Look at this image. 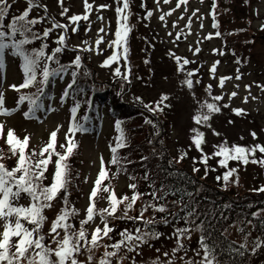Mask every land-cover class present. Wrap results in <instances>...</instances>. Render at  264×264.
<instances>
[{"label": "rangeland", "instance_id": "1", "mask_svg": "<svg viewBox=\"0 0 264 264\" xmlns=\"http://www.w3.org/2000/svg\"><path fill=\"white\" fill-rule=\"evenodd\" d=\"M215 1L216 8L213 9L212 0H188L187 5L182 4L180 8H176L178 0H170L168 4H165L164 0H159V4L157 0H129L130 8L126 10L131 13L128 20L131 27L127 38L128 58L125 60L121 56L118 62L107 67H102V64L114 51L108 43L115 39L119 19L116 9L123 7V0H88V3L92 5L91 10H87L89 19H81L75 23L70 21L69 17L83 16L86 13L85 0H63L62 6L60 0H32L34 6L29 15L43 18L39 22L42 31L51 29L46 37L50 51L60 46L57 44L59 36H65L61 51L63 63L70 62L71 64L75 57L79 56L82 64L77 69L82 74H87L85 77L87 81L109 84L121 94L126 102H138L140 108L145 109L141 120L138 121L141 127L135 128L139 130L141 140H150V138L170 140L169 154L174 159H178L182 153L186 152L187 155L182 159V165L190 171L194 168L199 169L193 172L200 177L202 183L213 184L223 190H226L224 188L228 191L232 189L233 193L241 191L247 199L246 192L253 194L252 189H256L260 184V188L263 186L264 165L251 161L264 159V153L257 149L254 157L249 156L247 164L238 160H230L228 168H235L237 172L230 178L226 187L222 177L228 168L222 167L219 164L221 158L212 156V153L217 150L216 146L225 144V142L228 147L240 145L252 148L255 145H264V0ZM8 2L11 4V12L14 13L24 12L29 7L28 0H8ZM100 5L108 7L101 8ZM65 8L68 9L67 13L61 15ZM171 9L175 11L165 16L164 21L160 20V16ZM149 10L152 11L151 17L147 16ZM194 11L195 15H192ZM181 16L183 19H180ZM189 17H191L190 28L187 27ZM53 21L67 25V31L53 27ZM216 21L220 24H216ZM214 24L216 27L213 26ZM217 26L223 35H216ZM74 28L75 31H73ZM101 28L104 29L103 32L99 31ZM98 36L104 37L99 46V54L95 46ZM85 41L88 42L87 45ZM89 45L92 46V51L85 50ZM196 48L200 49L198 53L195 52ZM120 51L122 52V48ZM175 57L181 58V64L184 58L190 63L183 65V69L180 70ZM5 61L6 69L0 67V95L3 96L5 108L18 109L11 115H0V125H3L2 134H0V152L4 155L5 166L12 169L17 163L16 155H13L11 146L6 143L7 132L10 129L14 130L15 136L20 139L25 136L29 137L26 154H30L33 150L39 153L49 143L51 133L58 127L56 150L64 151L60 145L66 148L69 136H72L77 144L69 161L72 171L79 177V185L73 192L61 191L52 201L53 206L45 208L43 213L46 219L40 229V234L44 235L45 244H50L55 248V244L51 243L48 236L52 221L64 207L66 196L67 207L69 209L74 207L77 210V214L70 216L69 219L75 224L74 229L79 230L80 221L86 217L90 193L101 170V157L107 172V178L102 182L101 188L109 187L118 198L123 196L131 198L134 192L140 193V190L131 189L129 185L134 183L124 174L113 178L115 169L112 170L113 164L110 161L115 124L108 116V111L105 113L103 111L94 122H91L87 131L69 133L73 120L70 112L71 102L69 98L61 99V90L69 80V71L65 76L61 74L55 76L52 96L44 99L43 104L37 107L39 113L36 116L32 114L30 118H26L24 113L29 110V105L26 103L18 105L20 92L11 87L12 85L19 86L24 80V74L19 67V59L11 54V49H8L5 53ZM217 61L219 63L216 64V71L212 73L210 69ZM117 68L121 73H127L129 68H133V75L129 77L130 83L115 75ZM197 69L198 71H195ZM189 72L194 73L191 77L193 81L191 89L184 83ZM221 77H231L225 80L222 88L219 86ZM208 85L212 86L210 93L207 89ZM232 92L237 94L231 96ZM162 95L168 96L164 104L169 106L164 107L163 112L153 114L145 105L155 107ZM214 96L223 98L220 101H213ZM245 97H247L246 102ZM205 101L216 103L220 111L212 113L207 124H198L194 117L198 112L207 113L206 107L203 109L200 107ZM234 109H242L243 112L237 114ZM165 122H169L166 133L163 129ZM193 129L204 133V143L201 147L203 153L210 157L206 166L201 162L202 153L193 143V137L196 135ZM253 132L256 134L255 139L251 135ZM164 134H169V137ZM45 156H47L46 153ZM56 158L53 156V161ZM206 167L207 175H205ZM53 174L54 164L50 163L47 171L49 183L52 181ZM218 176L221 177L220 180H217ZM236 176L239 177V185H236L238 184ZM108 195L109 193L103 191L98 194V204L103 209H108L110 206ZM27 198V194L23 193L12 203L29 206ZM255 213L264 214V208L256 210ZM11 219L14 224L15 217ZM25 222L21 220L25 227L29 229L33 227ZM165 222L159 218L153 225L154 228H158H155V231L160 233L158 238L150 239L132 252L122 245L119 250L121 254L109 258L111 264H133V262L135 264H157V261L159 264H168L169 261L172 264H189V262L203 264L204 249L201 246L199 229L189 227L187 228L189 231L181 235L177 229L183 228L174 227ZM5 223V219L0 218V233L4 231ZM108 225L114 228V231L108 236H102L103 239L98 241L100 243L92 248L91 264H99L106 250L114 251L111 245L121 239L119 233L122 230L127 229L135 234L137 228L142 229L140 224H129L117 218L113 222L108 220ZM96 227L101 229L104 227L99 214H96L93 221L85 225L89 241ZM58 231L62 237L63 231L60 229ZM227 234L233 240L242 245L246 244L251 249L259 240L250 221L245 220V217L235 222L227 230ZM15 240L14 237L13 243ZM81 243L83 244V241ZM178 243L183 246L178 248ZM173 249L178 250L173 253ZM81 252L83 254H78L77 259L83 264H88L87 253L83 248ZM119 257H124L123 261H120ZM215 264H218L216 259Z\"/></svg>", "mask_w": 264, "mask_h": 264}, {"label": "snow or ice", "instance_id": "2", "mask_svg": "<svg viewBox=\"0 0 264 264\" xmlns=\"http://www.w3.org/2000/svg\"><path fill=\"white\" fill-rule=\"evenodd\" d=\"M170 0H164L165 4H168ZM61 6L63 4V0H60ZM188 0H178L176 4V8H180L181 5H187ZM29 7L24 10V12L19 16H13L11 22L7 25V31L5 30V25L3 23L6 14L11 8V4L8 0H0V67L6 69V61H5V53L6 50L11 49V54L19 56L21 58V69L24 74L23 83L19 86L12 85L11 87L16 91H20V89H25L30 86H34L37 83V71L40 68V61L44 59L46 62L41 71L42 79L39 81L41 87L37 90V94L31 95H20L17 101V104H22L25 100L29 102V110L24 113L26 118H30L35 106L37 104V99L39 95L43 94L44 87L48 84L50 77L58 76L61 72H65V66L60 65L57 69L49 68L48 62L54 61V58L57 53H60L63 50V45L65 41V36H59L57 40V44L60 45L52 50L51 55H47L45 49L47 48V44H42L39 49H32L28 51L24 46L35 41L41 39V35L32 31V26L39 23L43 18H34L31 20H27L26 18L29 16V12L31 8L34 6L32 0H28ZM157 4H159V0H157ZM143 6V5H142ZM101 8L108 7L107 5H100ZM46 8V6H45ZM85 8L86 13L83 16L73 15L69 17V20L73 23L83 19L88 20L87 10H91L92 5L88 3V0H85ZM130 3L129 0H123V7H117L116 11L118 14V27L115 31V39L109 41L108 46L110 48H114L112 54L107 57L102 64V67H107L114 62H118L121 59V56L125 60H127L128 47H127V38L131 31V27L128 24L129 15L131 14L129 10ZM215 8V4H213V9ZM186 10V9H185ZM68 9H64L61 12V15H65ZM175 9H171L168 13H164L160 16V20L164 21L165 16L171 15ZM198 11V10H197ZM195 15V11L192 13ZM214 15V14H213ZM147 16H152V11L149 10L147 12ZM98 19H102V17H98ZM183 19V16L180 17ZM175 27V23L173 25ZM202 26V25H201ZM216 27V25H213ZM53 27H58L67 31V25L57 24L53 21ZM187 27H191V17H189V23ZM76 29L74 28L73 31ZM51 29H45L43 31V38L48 37ZM103 32L104 29L101 28L99 30ZM31 33V36L28 34ZM17 34L21 38H17ZM171 35V33H169ZM216 35H219L217 32ZM179 37H177L178 39ZM211 38V37H209ZM104 37L98 36L95 41V46L97 50V54H99V46L103 42ZM86 45L87 41L84 42ZM122 48V52L120 49ZM85 50L92 51V46L89 45ZM200 49L196 48L195 52H199ZM215 51V50H214ZM177 64L180 66V70L183 69V65L190 63V61L186 58L183 59V64L180 63L181 58L175 57ZM57 64H59L58 60H55ZM219 61L212 65L210 71L215 73L216 64ZM72 64L79 68L81 66V59L79 56H76ZM195 71H198L195 70ZM131 73V69H128L127 73H121L120 69L117 68L115 70V75L118 77H122L125 82L130 83L129 75ZM76 72L72 73L73 78L76 76ZM193 72L187 73L186 83L189 89L193 86V81L191 77L193 76ZM231 79V77H221L219 80V86L222 88L224 86L225 80ZM239 79V76H237ZM199 81H197L198 83ZM75 80L73 79V82ZM71 84H69L68 88H71ZM211 85L207 86V89L210 93ZM250 87V86H246ZM68 94L67 89L62 95L61 99L63 100ZM237 93L232 92L231 96H235ZM222 96H214L212 97L213 101H220ZM139 99V98H138ZM168 100L167 95H162L160 100L156 103L155 107L151 105H145L150 111L153 112H163L164 107H168L169 105L164 104L165 101ZM247 101V97H245V102ZM3 96L0 95V115H11L12 112L18 109H7L4 106ZM163 105V106H162ZM227 107V105H224ZM79 107V104L75 105L71 111L73 113V120L69 127V133L75 134L79 131H87L86 128H83L82 125H78L75 121V113ZM201 109L207 108L206 114H198L194 117L196 123H204L207 124L209 121L211 114L220 111V107L216 103H208L205 101L200 105ZM54 111V109H53ZM237 114L243 112L242 109H234ZM151 123V121H147ZM121 121H116V128L120 132V136L117 138L116 146L111 149L113 153V157L110 161L111 164H117L118 159L116 156L117 150L125 145V137L123 133V129L121 128ZM210 126V125H209ZM3 125H0V134H2ZM59 131V127L56 131L51 133L50 141L44 146L39 153L33 150L30 154H26V148L28 146L29 137L25 136L23 139H20L15 136L14 130H8L7 132V140L6 143L11 146V150L13 155L18 153V160L16 166L12 169H8L4 163L0 162V218L5 219L6 223L4 225V231L0 233V264H83L82 261L77 259L78 254H83L81 252L82 248L87 253V261L88 264H91L93 260L92 248L96 247L98 241L102 239V236H108L110 232L114 231V228L109 227L107 218L109 216H113L116 213L117 207L120 203L128 201L124 209V216L120 217L121 219H133V220H142L143 214L147 211L148 207H154L155 205H146L141 209L140 215L137 217H129L127 216L128 210L132 209L135 202L139 198V193L134 192L131 198L128 196H123L118 198L114 191H110L109 187L101 188L102 182L107 178V172L105 170L104 161L101 157V170L98 175V178L95 181V185L89 196V206L86 209V217L85 219L80 221L79 230H74V226L68 223V219L70 216L77 214V210L73 207L69 209L67 207V197L64 198V207L60 210L59 214L52 221L51 227L49 229L48 236L51 240L52 244H55V248L51 247L50 244H45L44 235L40 234V229L43 226V223L46 219L44 216V209L51 208L52 201L57 198V195L64 190L66 192L67 185V173H68V165L67 159L73 153V150L77 147V144L72 139V136L67 138V147L64 145H60L63 152L56 151V137L57 132ZM196 132V135L193 137V143L195 147L202 153L201 162L206 166L209 160L208 154L203 153V149L201 145L204 143V133L193 129ZM218 135V134H217ZM253 138L255 139V132L251 133ZM217 150L212 153V156L220 157L219 164L222 167L228 168V162L230 160H238L242 161L244 164L249 163V156L255 155L257 149L264 153V145H255L252 148H247L240 145H232L228 147L226 142L225 144H221L216 146ZM45 153L47 156H45ZM187 153H182L180 159H184ZM53 156L57 157L53 161ZM38 157V158H37ZM251 162L260 163L264 165V159L255 160L253 159ZM50 163L54 164V174L52 181L49 185L44 186L43 180L45 179V172L48 169V165ZM193 171H199V169L194 168ZM207 167L205 168V175H207ZM237 172L235 168H228L227 171L223 174V181L225 183V187L227 186L230 178L234 173ZM19 173V175H17ZM221 177H217V180H220ZM239 182V177L236 176V183ZM131 189H135L136 185H129ZM103 191L109 193L108 200L110 202V206L108 209L99 210V214L101 216V220L104 223V227L101 229L100 227H96L95 230L91 234V240L89 241L86 234L85 225L89 221H93L94 216L96 215L95 208V199L98 197V194ZM260 191H264V186L261 187ZM21 193H26L30 198L32 203L28 207L24 206H14L12 201L14 199L19 198ZM155 210L164 212V206H160ZM253 215H258L254 213ZM15 217L14 224L12 223V217ZM21 220L26 221L27 223L33 225L31 229L24 226L21 223ZM145 227L151 224L152 221H145ZM63 231V236L61 237L60 231ZM71 230V231H70ZM189 231L188 229H177V232L183 235L185 232ZM243 231V229H241ZM121 239L111 245L114 251H105L104 256L99 260V264H111V260L109 258L115 257L119 252L122 245L127 247L129 252L135 251L141 245L147 243L152 238H158L160 233L157 232H149L143 231L139 228L135 230V234L129 232L127 229L122 230L119 233ZM16 238L13 243V238ZM83 241V244L81 243ZM264 241H257L252 251L255 252L256 248L260 247ZM91 245V246H89ZM182 244L178 243V248L182 247ZM201 246L204 249V258L203 264H215V255L208 247L207 244L204 243L203 238H201ZM107 248V246H105ZM242 248H246L247 245H241ZM14 249V251H13ZM178 249H173V253ZM158 251V250H157ZM167 255V253H165ZM54 257V258H53ZM124 257H119L120 261H123ZM135 264V262H133ZM157 264L159 262L157 261ZM168 264H172L171 261ZM191 264V262H189Z\"/></svg>", "mask_w": 264, "mask_h": 264}, {"label": "trees", "instance_id": "3", "mask_svg": "<svg viewBox=\"0 0 264 264\" xmlns=\"http://www.w3.org/2000/svg\"><path fill=\"white\" fill-rule=\"evenodd\" d=\"M10 12L11 8L3 21L6 31L12 17L23 13L13 12L10 14ZM34 18L28 16L26 19ZM218 24L220 23L218 22ZM32 31L40 34L42 38L25 45L24 47L28 51L34 48L39 49L42 44H47L46 38L42 36L43 31L40 29L39 23L32 26ZM28 35L31 36V33ZM17 38H21L19 34H17ZM232 49L234 48L232 47ZM45 52L47 55H51L52 51L49 50V44H47ZM55 60H58L59 64L51 69H57L60 65L65 66L66 69L69 65H74L68 62L63 63L61 52L56 54L52 65L56 63ZM44 64L41 60L40 68L37 71V83L22 89L21 95L37 94V90L41 87L39 81L42 76L40 73ZM74 71L77 74L75 78L72 75L70 81L72 86L68 89L72 91L73 98L79 104L78 109L84 112L90 108L89 116H92L101 106H104L109 109L112 115L122 119L121 128L126 146L117 150L118 163L114 165L116 174L113 175V178L117 174H124L136 185L135 191L140 190L139 198L133 208L128 210L127 216L137 217L144 206L155 205V208H147L142 220L121 219L120 217L124 216V209L128 203L125 201L118 205L116 213L109 216L107 220L117 218L129 224H140L143 228L142 232H155L153 230L158 228H154L153 225L159 218L183 229L185 227H197L204 243L212 249L218 264H264V243L253 252L251 248H242L241 243L233 240L227 234V230L235 222L245 217V220L250 221L252 229L259 235L260 241H264V214L253 215L256 210L264 208V191H252L253 194H249L244 190L248 196L245 199L246 196L241 191L233 193L231 192L232 189L228 191L227 188L223 190L213 184L202 183L199 176L182 165V161L176 162L169 154L168 143L170 140H153L152 138L141 140L139 130L135 128L141 127L138 121L141 120L144 111L141 110L138 102H126L121 94L117 93L109 84L103 85L104 83L98 84L92 80L87 81L85 78L87 74H82L75 66L72 68V73ZM52 78H49V82L44 87L43 94L39 95L37 102L50 94L53 88ZM73 79L75 83H72ZM81 116L85 118L83 113ZM168 123L163 124L164 133L168 132ZM164 135L169 137V134ZM116 143L117 140L113 147L116 146ZM3 158L4 155L0 152V159ZM16 159L18 160L17 154ZM67 165L66 191L73 192L75 187L79 185V177L72 171L69 157ZM46 172L42 182L44 186L50 184ZM160 206H164V212L155 210ZM95 208L96 213L99 214V210L102 208L98 204V198L97 201L95 199ZM148 220H151L152 223L146 228L144 222ZM68 223L75 225L71 219H68Z\"/></svg>", "mask_w": 264, "mask_h": 264}]
</instances>
